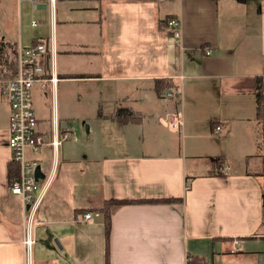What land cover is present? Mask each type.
Wrapping results in <instances>:
<instances>
[{
  "label": "crops",
  "instance_id": "1",
  "mask_svg": "<svg viewBox=\"0 0 264 264\" xmlns=\"http://www.w3.org/2000/svg\"><path fill=\"white\" fill-rule=\"evenodd\" d=\"M48 6L45 25L34 22L17 40L0 37V79L16 75L20 46L37 43L49 51L40 60L47 76L57 79L33 90L46 145L27 159L41 168V190L51 179L31 219L28 255L29 213L8 183L10 105L0 95V264H188L190 256L264 264V114L259 121L254 96L264 76V0L36 7ZM167 16L179 19L180 39L159 24ZM157 80L177 88L159 95ZM120 108L141 121L120 123ZM175 116L178 131L167 126ZM169 199L182 201L156 202ZM108 200L150 202L114 208L107 235L95 211Z\"/></svg>",
  "mask_w": 264,
  "mask_h": 264
},
{
  "label": "built area",
  "instance_id": "2",
  "mask_svg": "<svg viewBox=\"0 0 264 264\" xmlns=\"http://www.w3.org/2000/svg\"><path fill=\"white\" fill-rule=\"evenodd\" d=\"M35 2L36 0H31ZM54 2V0H50ZM35 25V23H33ZM168 27L171 29L175 38H181V23L178 18L171 19ZM206 55L212 53L206 50ZM47 54V47L44 43H37L31 47H22L18 49V70L16 75L10 79H0V95L7 98L10 105L9 120V139L8 146L11 151V159L20 166V177L10 186L12 194L21 198L24 211L29 213L26 217V236L23 244L27 255L31 252L35 240L31 234V219L35 212L39 209L45 191L48 189L49 179L43 190L40 189L39 181L35 178L36 164L27 159V151L32 150L38 152L46 141L40 135L38 130V118L34 111L33 90L37 85L46 88L48 84L54 86L57 79L53 76H47L44 65L40 62ZM177 91L168 94L169 97H176ZM167 126L178 131L183 126L180 116H175L167 123ZM220 127L216 128V132L220 131ZM50 145L57 148L60 141L53 140ZM223 174L229 175L230 168H221ZM86 221H92L91 213L84 215ZM236 246L239 241H234Z\"/></svg>",
  "mask_w": 264,
  "mask_h": 264
},
{
  "label": "trees",
  "instance_id": "3",
  "mask_svg": "<svg viewBox=\"0 0 264 264\" xmlns=\"http://www.w3.org/2000/svg\"><path fill=\"white\" fill-rule=\"evenodd\" d=\"M175 18H177V17L176 16H167L166 18L161 20L159 24L163 25L165 27H168L169 21L171 19H175ZM48 53H49V51L47 52V54ZM15 72H16V70H14V73ZM68 77L69 78H75L74 76H68ZM164 82L165 81H162V80L156 81V91L159 95H163L164 92H166V90H168V89L177 88L175 86L173 87V85H171L169 83L165 84ZM254 96L256 99V111H257L256 116H257V119L259 121H261L263 114H264V76L255 78ZM116 118L120 123H127L129 121H131L132 123H138L141 121L137 116H135L133 111H131L130 109H127V108L118 109L116 112ZM213 161L215 164L214 168L216 170H220L221 169L220 165H221L222 159L221 158H215ZM7 171H8V183H9V186H11L13 184V182L18 180L20 177V166L17 162H15L14 160L11 159L8 162ZM219 174H221V173L220 172L215 173V171L211 172V175H219ZM258 175L261 176L262 173H260ZM186 188H187V190H189L191 188V184L187 183ZM262 196H263V204H264V186H263ZM178 201H182V199L157 200L156 202L175 203ZM141 202L143 203V202H150V201H145V200H142V201L141 200H108V201H105L103 203L102 207H100L99 209H96L95 212H98L103 216V219L105 221L107 235L110 231V219H111V215H112V210L114 208L120 207V206H125V205H132V204L141 203ZM87 211L88 210H84L83 212L89 213ZM203 263H204V258L199 257V256H193V257L190 256V261L188 262V264H203ZM107 264H109V260H107Z\"/></svg>",
  "mask_w": 264,
  "mask_h": 264
},
{
  "label": "rangeland",
  "instance_id": "4",
  "mask_svg": "<svg viewBox=\"0 0 264 264\" xmlns=\"http://www.w3.org/2000/svg\"><path fill=\"white\" fill-rule=\"evenodd\" d=\"M41 0L35 2L28 0H0V37L18 39L23 33H27L34 22L38 25H45L46 14L50 7L45 10H38L37 5ZM48 4V2H45ZM2 37V38H3ZM91 100V99H90ZM94 106H85L84 113L91 114ZM81 122H76L75 125H82Z\"/></svg>",
  "mask_w": 264,
  "mask_h": 264
},
{
  "label": "water",
  "instance_id": "5",
  "mask_svg": "<svg viewBox=\"0 0 264 264\" xmlns=\"http://www.w3.org/2000/svg\"><path fill=\"white\" fill-rule=\"evenodd\" d=\"M35 178L37 181L44 178V175L42 174L41 168L39 166L35 170Z\"/></svg>",
  "mask_w": 264,
  "mask_h": 264
}]
</instances>
